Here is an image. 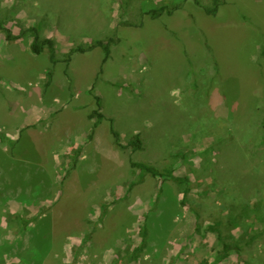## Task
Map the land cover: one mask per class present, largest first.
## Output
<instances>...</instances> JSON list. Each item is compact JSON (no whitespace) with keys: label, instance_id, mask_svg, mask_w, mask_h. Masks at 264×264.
<instances>
[{"label":"rangeland","instance_id":"1","mask_svg":"<svg viewBox=\"0 0 264 264\" xmlns=\"http://www.w3.org/2000/svg\"><path fill=\"white\" fill-rule=\"evenodd\" d=\"M226 1L212 17L194 0H0V23L38 29L60 58L117 40L47 87L48 52L0 34V264H264V0ZM91 90L142 150L117 148L107 119L89 138ZM131 161L191 184L147 175L128 191ZM224 242L243 249L219 261Z\"/></svg>","mask_w":264,"mask_h":264},{"label":"trees","instance_id":"2","mask_svg":"<svg viewBox=\"0 0 264 264\" xmlns=\"http://www.w3.org/2000/svg\"><path fill=\"white\" fill-rule=\"evenodd\" d=\"M187 1L189 0H184V3H186ZM194 1L197 6H199L200 8H203V10L208 16H212V17H216L220 11V8L227 4L226 0H211L210 6L203 5V3L200 0H194ZM177 9L178 7L172 8L166 5V6H161L159 8L150 10L146 12L145 14L149 15L152 19L155 20L165 14L170 15V16L173 15ZM1 33L5 34L7 41L10 43L16 42L19 39H23L24 36L29 34L33 38V41L30 45V50L34 55L40 56V55H43L46 51L48 52L52 67L48 71L47 76H46L47 78L46 86L47 87H49L52 83V79L54 75V68L55 66H57V64L61 62H65L68 66L67 68L69 69V65L72 63L73 57L76 54L89 53V52H92L96 48H101L104 51L105 53L104 63H106L110 59L112 46L115 43H117V40L114 38H109L108 40H99L97 42H94V44L88 47L80 46L78 48L71 50L69 54L65 56L66 58L63 59V58H60L58 55L55 41L53 39L43 38L40 32L38 31V29L36 28H29L28 30L23 31L20 35H15L11 29L7 28L5 25H3V23H0V34ZM206 47L211 57L215 60L214 55H213V50L211 49V47H209L208 45H206ZM91 94L94 95L97 108L94 111H92V113L89 114L88 116L91 121H94V125H93L89 138L90 139L94 138L96 129L99 127L102 121L107 119L111 123L110 133H111L114 145L117 148H119L120 150L131 149V152H137V151L142 150L143 141L141 140L139 135H136L133 139H131L127 145L123 144L122 135L114 127V120L108 119L103 113V102H102L101 96L95 94L94 90H91ZM131 166L132 168H135L139 171L140 176L136 182L131 183L128 191H131L135 186L141 184L147 175H151L153 177L161 176L164 178H169L178 185L190 186L191 184L190 179L187 177H178V176H175L174 173L172 172H169L168 175L166 176L162 174L157 168H155L154 166L148 165V164L136 163V162L131 161ZM189 189L190 188L186 190L185 192L186 195L188 194ZM49 210L50 208H44L41 212V215H44ZM103 215H105L104 211H103ZM147 235H148L147 228L146 226H144L143 231H142V239H143L142 243L138 248L135 249L134 253L142 252L145 249ZM261 235H264V230L262 233H259L256 238L260 237ZM218 237L220 240L223 239L221 234H218ZM231 243L224 242L223 254L219 261H224L226 258H228L230 253L233 251H237L238 253L242 251L243 247L236 245V244L233 245Z\"/></svg>","mask_w":264,"mask_h":264},{"label":"crops","instance_id":"3","mask_svg":"<svg viewBox=\"0 0 264 264\" xmlns=\"http://www.w3.org/2000/svg\"><path fill=\"white\" fill-rule=\"evenodd\" d=\"M28 117H32V116H28ZM36 122H37L36 120H31V121H30V118H29V119L26 120L25 123L28 124L29 126H32V125H35ZM16 135H17L16 133H15V134H12V136H16ZM89 136H90V135H89Z\"/></svg>","mask_w":264,"mask_h":264}]
</instances>
